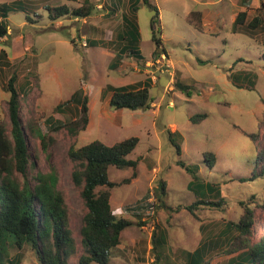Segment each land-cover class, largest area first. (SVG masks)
I'll list each match as a JSON object with an SVG mask.
<instances>
[{
  "label": "rangeland",
  "instance_id": "1",
  "mask_svg": "<svg viewBox=\"0 0 264 264\" xmlns=\"http://www.w3.org/2000/svg\"><path fill=\"white\" fill-rule=\"evenodd\" d=\"M86 1L102 4L94 7L93 17L52 19L47 10L64 4L76 8ZM151 1L160 11L154 27L155 11L143 0H0V19L9 25L8 36L0 40V119L10 130L5 85L16 74L21 118L36 164L21 180L34 185L38 172L57 176V188L66 194L69 227L77 246L68 264H80V231L87 210L72 180L75 163L68 150L71 145L79 147L96 139L113 145L139 137L127 156L140 158L137 175L134 177L133 167L109 168L110 179L117 183L109 188L112 209L135 221L122 231L121 244L111 250L109 264H188L187 252L210 241L213 248L206 264H224L243 246L240 241L236 245L221 243L226 223L239 220L248 208L255 218L251 241L264 239V179L241 180L250 178L264 147V0L250 5L242 0H207L213 4L206 0ZM132 2L138 6L136 15L129 6ZM193 10H204L205 23L199 24L197 16L190 15ZM242 10H247L245 26L232 31ZM123 16L137 22L138 49L144 59L125 55L112 68L122 46L118 34L125 28ZM256 16L261 26L250 27ZM154 32L162 38L167 57L162 63L169 67L159 68L161 63L156 62L163 51L160 48L159 55H153L157 48ZM232 73L242 87L235 85ZM149 79L154 99L150 109L110 106L111 89ZM180 82L190 87V94L178 87ZM80 89L89 97L88 127L76 136L66 129L53 130L54 120H64L67 113L76 117L78 103L65 112L56 107ZM202 114L206 116L199 119ZM49 117H53L51 121ZM34 128L52 138L48 152ZM208 151L217 155L213 166L205 161ZM179 160L197 165L202 182H215L221 188V206L201 205L195 213L187 209L198 196L188 188L192 176ZM211 198L219 200L216 195ZM146 202L155 206H147L141 219L144 224L138 225L134 207ZM159 232L167 233L162 247L153 240ZM11 254L19 257L17 264H41L30 245L20 250L13 247Z\"/></svg>",
  "mask_w": 264,
  "mask_h": 264
},
{
  "label": "trees",
  "instance_id": "2",
  "mask_svg": "<svg viewBox=\"0 0 264 264\" xmlns=\"http://www.w3.org/2000/svg\"><path fill=\"white\" fill-rule=\"evenodd\" d=\"M250 1L242 0V3L249 4ZM143 3L155 11V16L151 21V26L154 27L156 18L160 14L159 8L151 0H143ZM95 6L96 4L86 1L76 8H69L64 4L56 7L48 6L47 10L52 19H58L65 15L86 18L92 14ZM131 6L133 14L136 15L137 4L133 2ZM192 14L197 16L199 24L202 23L200 10H193L190 15ZM246 17V10L239 12L232 23V31H237L239 26H245ZM134 19L136 20L135 17ZM189 20L191 21V19ZM123 24L125 28L118 34L122 42L116 55L119 63L111 64L112 68H116L125 55L138 60L144 59V55L138 49L140 31L137 22L126 19ZM199 24L196 25L202 28V24L201 26ZM249 24L250 27H258L261 26V20L256 16ZM8 30L9 25L0 19V40L8 36ZM153 40L157 45L153 52L154 56L159 55L160 48L166 52L162 38L156 32L153 33ZM232 74L231 78L235 85L242 87L237 76L235 79L234 73ZM16 80L17 76L13 74L5 85V89L9 92L10 130L0 119V264H17L19 257L17 255L13 257L11 249L15 247L20 250L25 245H30L36 251L41 264H68V259L77 251V246L76 239L69 227L70 210L66 194L57 188V176L54 172H38L34 185H31L28 179L21 180V175L27 176L29 168L35 167L36 164L31 159L26 127L21 118L22 97L16 86ZM150 87V79L146 83H130L114 87L111 89L109 104L115 109H150L154 101L150 94ZM178 87L187 90L189 94L191 93L190 87L181 82L178 83ZM73 103L79 105L76 117L69 116L67 113L64 120H54L53 130L66 129L73 136L86 130L90 122L89 97L87 94L83 95L81 89L73 93L65 103H60L56 107V111L65 112ZM205 116L206 114H202L198 118ZM52 118L49 117L48 120L51 121ZM38 129L36 128L34 131L41 139L43 150L48 152L52 138L48 139L47 135ZM138 143L139 137L137 136L129 137L113 145L96 139L79 147L71 145L68 150V156L75 163L72 180L79 188L87 209L80 231L83 247L79 258L80 264H92L93 262L109 264L111 250L121 244L122 231L135 223L134 220L125 216L116 215L112 209L109 188H113L117 183L110 179L109 168L112 165L117 168L133 167L135 177L140 158L129 159L127 156ZM177 150L180 154L181 145L179 143ZM257 159L250 178H241L242 181L264 179V147L258 153ZM205 161L209 166H213L217 161V155L213 151H208ZM178 164L191 174L192 180H190L188 188L195 191L198 196L193 204L187 206L188 210L195 213V210L201 205H222L224 197L221 188L215 182H202L197 165H188L183 160H179ZM102 187H107V189H102ZM160 189L161 194H164L165 184L162 182ZM211 195H216L219 200L214 201ZM147 206L153 207L155 204L150 205L146 202L139 208L134 207L136 216H139L138 225L144 224L141 219ZM254 226V212L250 208L239 220L226 223L225 236L221 243L236 245L240 241L243 246L237 247L235 250H239V252L224 264H264V239L252 242L249 236ZM153 240L157 247H162L167 243V233H156ZM212 248L213 245L210 241L193 251H188L186 254L188 264H206L207 256Z\"/></svg>",
  "mask_w": 264,
  "mask_h": 264
},
{
  "label": "built area",
  "instance_id": "3",
  "mask_svg": "<svg viewBox=\"0 0 264 264\" xmlns=\"http://www.w3.org/2000/svg\"><path fill=\"white\" fill-rule=\"evenodd\" d=\"M167 59V57H166V53L165 52H163L161 55H160V57L156 60V62L157 63H161V67H159V68H162L163 66H170L169 64H167V65H165L166 63H162V60H166ZM163 71V70H162ZM152 77V80L154 81V82H156L157 81V77H156V74L155 73H153V75L151 76Z\"/></svg>",
  "mask_w": 264,
  "mask_h": 264
},
{
  "label": "crops",
  "instance_id": "4",
  "mask_svg": "<svg viewBox=\"0 0 264 264\" xmlns=\"http://www.w3.org/2000/svg\"><path fill=\"white\" fill-rule=\"evenodd\" d=\"M138 1V0H137ZM206 3H210V4H213V3H211V2H208L207 0L205 1ZM216 2V1H215ZM133 3V2H132ZM132 3L129 5L130 7H131V5H132ZM250 3H254V0H251L250 1ZM250 3H249V5H250ZM102 6V4H96V7H101ZM201 11V10H200ZM242 11H244V10H242ZM247 11V10H246ZM202 13H203V15H202V23H205V20H206V17H205V12H204V10L203 11H201ZM241 12V11H240ZM125 13H126V11H125ZM239 13V12H238ZM215 15V14H214ZM237 16V15H236ZM88 17H93V15L91 14L90 16H88ZM87 17V18H88ZM235 20V19H234ZM112 94V93H111ZM111 97V96H110ZM119 246V245H118Z\"/></svg>",
  "mask_w": 264,
  "mask_h": 264
}]
</instances>
